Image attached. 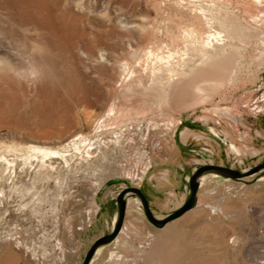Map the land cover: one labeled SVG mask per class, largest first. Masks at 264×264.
Listing matches in <instances>:
<instances>
[{"label":"rangeland","instance_id":"rangeland-1","mask_svg":"<svg viewBox=\"0 0 264 264\" xmlns=\"http://www.w3.org/2000/svg\"><path fill=\"white\" fill-rule=\"evenodd\" d=\"M186 46L217 55L177 77ZM263 162L264 0H0V264H82L123 188L162 218ZM199 182L161 229L128 197L90 264H264V176Z\"/></svg>","mask_w":264,"mask_h":264},{"label":"water","instance_id":"water-1","mask_svg":"<svg viewBox=\"0 0 264 264\" xmlns=\"http://www.w3.org/2000/svg\"><path fill=\"white\" fill-rule=\"evenodd\" d=\"M206 173H211L234 181H244L245 178L254 175L264 176V162L245 171H238L230 167L214 164H205L197 167L189 178V196L186 201L173 212L162 218H157L156 216H154L146 198L138 187L123 188L115 198V202L117 205V217L111 232L107 235H103L95 239V241L86 251L82 264H90L95 256L97 249L114 241L117 235L120 233L126 212V199L128 197L137 198L146 220L155 228L161 229L168 223L176 220L177 218L194 208L197 203V191L200 186L199 180Z\"/></svg>","mask_w":264,"mask_h":264},{"label":"bare ground","instance_id":"bare-ground-1","mask_svg":"<svg viewBox=\"0 0 264 264\" xmlns=\"http://www.w3.org/2000/svg\"><path fill=\"white\" fill-rule=\"evenodd\" d=\"M185 52L190 57L196 56L198 63L196 61L195 62L197 64H195V65L193 63H189V62H187V64L183 63L180 65L181 66L180 71L172 70L171 72H174V75L177 77H182V76L184 77V75L188 74L190 71L196 70L197 68L201 67L206 62H209L215 55H217L216 51L214 50V47H212L211 50H205L204 49V50L195 51V49L193 47L186 46ZM186 69H187V72L185 71ZM171 80H173V78ZM161 85H162V83H161Z\"/></svg>","mask_w":264,"mask_h":264}]
</instances>
